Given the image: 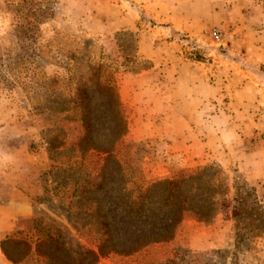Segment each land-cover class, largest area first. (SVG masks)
<instances>
[{"label":"rangeland","instance_id":"1","mask_svg":"<svg viewBox=\"0 0 264 264\" xmlns=\"http://www.w3.org/2000/svg\"><path fill=\"white\" fill-rule=\"evenodd\" d=\"M253 1L264 10V0ZM144 6L139 0H0V264H12L1 242L14 234L25 240L52 234L67 247L97 250L87 221L68 219L76 181L99 176L95 147H115L125 168L121 179L134 188L204 166L218 168L228 180L230 210L244 198L245 220L264 221V98L251 92L242 98H196L209 88L188 83L176 98H130L128 78L154 67L140 46L163 26L149 19ZM239 27L214 24L168 42L184 62L209 64L246 45L247 30ZM213 30L221 31L220 42ZM249 64L243 66L263 81L264 67ZM158 78L159 73L155 83ZM111 86L119 110L113 92L105 90ZM158 89L169 92L160 86L152 92ZM87 149L92 150L83 154ZM236 242L233 219L221 213L202 222L188 211L172 241L101 264H264V234L250 250H238ZM23 264L45 263L34 254Z\"/></svg>","mask_w":264,"mask_h":264},{"label":"trees","instance_id":"2","mask_svg":"<svg viewBox=\"0 0 264 264\" xmlns=\"http://www.w3.org/2000/svg\"><path fill=\"white\" fill-rule=\"evenodd\" d=\"M105 90L113 92L116 107L121 109L116 87ZM88 102L89 96L83 98L82 107L86 114L91 111L87 107ZM84 140L93 141L92 137ZM108 143L111 141L108 140ZM115 143L112 142L113 145ZM95 148L93 151L98 157L93 165L99 176L96 180L89 179L83 183L76 181L70 201L73 206L68 207V219L73 223L87 221L90 231L98 238L97 250L83 246L67 247L61 236L52 234H40L33 240L18 239L14 234L1 242L2 251L12 264H23L34 254L45 264H101L103 259L133 257L152 245L172 241L184 213L188 211L202 222L211 221L221 213L233 219L238 250L241 247L250 250L251 242L264 234L263 220L253 223L245 220L247 209L244 198L236 199V205L230 210V187L220 169L204 166L189 175L157 181L147 188H134L127 180L121 179L125 168L115 155V147L107 150ZM90 150H83V154H88ZM73 209L76 211L71 212ZM19 248L25 251L22 256L14 250ZM167 264L179 263L169 260Z\"/></svg>","mask_w":264,"mask_h":264},{"label":"crops","instance_id":"3","mask_svg":"<svg viewBox=\"0 0 264 264\" xmlns=\"http://www.w3.org/2000/svg\"><path fill=\"white\" fill-rule=\"evenodd\" d=\"M139 1L145 2L149 19L163 26L154 40H146L140 46L139 53L154 67L128 78L133 88L130 98H176L180 86L186 87L187 83L198 90L209 88L205 96L196 98H242L248 92L253 98H264V80L243 66L250 63L264 67V10H258L253 0ZM214 24L241 25L239 32L247 30L242 33L246 45L242 49L233 48L228 51L229 55L215 57L212 63L206 64L184 62L177 47L168 42L182 33L196 36ZM232 55L240 60L233 59ZM158 73V83H155L154 76ZM159 86L168 87L169 92L158 89L154 94L152 90ZM223 91L226 96L222 95Z\"/></svg>","mask_w":264,"mask_h":264},{"label":"built area","instance_id":"4","mask_svg":"<svg viewBox=\"0 0 264 264\" xmlns=\"http://www.w3.org/2000/svg\"><path fill=\"white\" fill-rule=\"evenodd\" d=\"M211 36L216 42L221 41V31L220 30H213Z\"/></svg>","mask_w":264,"mask_h":264}]
</instances>
